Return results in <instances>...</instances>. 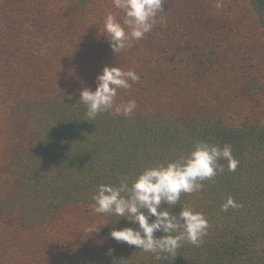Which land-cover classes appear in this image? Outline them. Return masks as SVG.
I'll list each match as a JSON object with an SVG mask.
<instances>
[{
  "label": "trees",
  "instance_id": "obj_1",
  "mask_svg": "<svg viewBox=\"0 0 264 264\" xmlns=\"http://www.w3.org/2000/svg\"><path fill=\"white\" fill-rule=\"evenodd\" d=\"M250 3L260 15L264 29V0ZM194 5H173L169 10L172 20L157 29L161 40L153 39L152 46L154 50L157 45L163 47L158 48L162 60L155 68L152 61H132L123 55L118 59L107 55L102 64L98 61L102 46H88L95 57L91 70L117 66L138 72L140 79L133 86L146 82L159 87L171 77L174 82L168 83L169 87L163 84L167 93L160 92L171 107L168 110L158 105L149 110L146 101L143 106L137 105L130 117L112 110L88 121L86 106L79 100L73 101L65 92H45L34 100H17V109L11 110L10 115L28 149L24 157L17 159V167L8 165L25 178L18 189L21 198L12 193L8 203L18 207L24 225H39L58 215L67 201L95 205L92 197L100 185L119 186L121 177H127L131 184L145 169L187 156L197 143L220 147L227 144L239 161L235 171H228L227 160H221L224 171L203 181L202 190L182 193L175 206L162 205L174 215L183 206L203 213L209 223L207 235L199 246L185 241L174 255L162 253L157 260L153 253L111 238L114 229L138 226L123 217L104 214L107 227L100 238L103 245L98 249L83 246L71 254H62L59 264H264V126L249 122L230 127L222 110L220 119L210 117L215 92L211 80L217 75L235 74L227 80L235 83L233 95L242 100H256L264 84L253 77L254 64L241 71L243 47L238 45L236 30L230 22L223 18L217 21L204 2L198 7ZM31 18L38 27L50 21L41 16L40 10ZM14 27L18 29V25ZM1 39L3 44L14 45L13 37ZM30 42L33 43L32 39ZM203 79L209 80L206 99L199 98L190 84ZM219 99L221 106L227 103L225 96L220 95ZM174 101L180 105L174 106ZM32 184L35 190L31 191ZM229 196L242 207L222 210ZM29 197L36 201L29 203ZM155 235L161 237L164 233L158 231Z\"/></svg>",
  "mask_w": 264,
  "mask_h": 264
},
{
  "label": "rangeland",
  "instance_id": "obj_2",
  "mask_svg": "<svg viewBox=\"0 0 264 264\" xmlns=\"http://www.w3.org/2000/svg\"><path fill=\"white\" fill-rule=\"evenodd\" d=\"M80 1L0 0V264H59L62 254H71L83 246L98 249L103 245L100 238L107 227V219L104 214L94 211L93 203L67 201L58 215L39 225H24L18 207L8 203L12 193L21 198L18 189L25 179L17 169L15 171L8 165L14 164L17 167V159L24 157L28 149L10 111L17 109V100H34V97L45 92L54 95L65 92L75 101L79 100L77 96L83 88L94 91L96 78L102 73L103 67L100 66L97 71L91 70L95 57L88 46H102L98 54L101 63L107 55L116 59L123 55L132 61L147 59L152 61L154 67L162 60L158 48L163 46L157 45L154 50L152 44L155 39L161 40L156 33L159 26L172 20L173 13L169 12L171 7L194 4L198 7L200 2H204L207 11L217 21L223 18V21L227 20L235 28L236 41L243 47L241 71L248 70L250 63L254 64L252 75L264 84V29L261 17L250 0H219L222 4L219 9L215 6L217 0H164L163 12L158 14L152 30L142 40L133 41L131 48L119 54L113 52L103 36V21L112 13L122 22L123 12L115 8L114 0ZM38 10L42 17L50 19L42 27L35 26L31 18L32 15H38ZM17 25L18 29L14 27ZM2 36L6 40L13 37L14 45L3 44ZM229 75L219 74L211 80V88L215 87V92H212L210 117L220 119L222 114L219 110H222L226 116L225 123L230 127L244 126L249 122L264 126V90L259 92L256 100L234 97L236 85L227 80ZM159 76L164 78V73H159ZM233 76L235 74L230 75ZM173 82L170 77L169 82L165 83L169 87L168 83ZM130 83L129 89L118 90L117 104L135 100L141 106L147 101L149 110L152 105L166 110L171 108L161 96V93H167L163 84L156 88L146 82L137 87L133 86L136 82ZM190 84L197 90L199 98L206 99L209 80ZM220 95L226 98L224 106L220 105ZM172 104L180 105L175 101ZM29 190H35V185H30ZM27 201L33 203L36 200L29 197ZM94 226H98V230L92 233L90 229Z\"/></svg>",
  "mask_w": 264,
  "mask_h": 264
},
{
  "label": "clouds",
  "instance_id": "obj_3",
  "mask_svg": "<svg viewBox=\"0 0 264 264\" xmlns=\"http://www.w3.org/2000/svg\"><path fill=\"white\" fill-rule=\"evenodd\" d=\"M163 3L164 0H114L115 8L123 12L122 22L112 13L103 21V36L113 52L119 54L131 48L133 41L142 40L152 30L158 14L163 12ZM215 6L219 9L222 4L217 0ZM139 79L135 71L105 66L96 78V89L85 87L80 91L78 103L86 106L87 120H94L99 114L112 110L130 117L137 108L136 101L117 104L116 97L119 89H129L130 81L135 83ZM221 160H227L228 171H235L239 164L230 145L220 147L207 142L197 143L187 156L166 165L147 168L131 184L127 177H121L119 186L100 185L92 197L94 211L97 214H114L137 225L114 229L111 238L153 253L157 260L161 259L162 253L174 255L182 242L199 246L209 227L204 214L183 206L180 213L174 215L162 205L175 206L182 193L202 190L203 181L224 171ZM229 207L242 205L229 196L222 210L227 211ZM98 226L90 231H97ZM158 231L164 235L157 237L155 233Z\"/></svg>",
  "mask_w": 264,
  "mask_h": 264
}]
</instances>
